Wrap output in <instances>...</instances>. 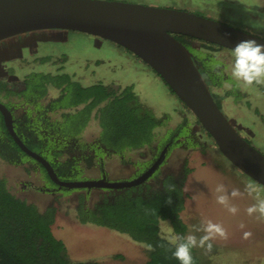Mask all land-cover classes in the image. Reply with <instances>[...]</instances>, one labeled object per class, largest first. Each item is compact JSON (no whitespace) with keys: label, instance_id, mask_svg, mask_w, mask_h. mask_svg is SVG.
I'll use <instances>...</instances> for the list:
<instances>
[{"label":"rangeland","instance_id":"1","mask_svg":"<svg viewBox=\"0 0 264 264\" xmlns=\"http://www.w3.org/2000/svg\"><path fill=\"white\" fill-rule=\"evenodd\" d=\"M116 1L186 10L264 38V0ZM40 31L12 38L13 48L0 55V78L16 90L23 87V79L31 71L67 72L80 80L82 85L95 82L115 88L132 85L139 99L156 115H169L167 125L156 129L157 138L188 118L199 143L190 147H172L167 153V160L156 168V175L149 179V183L157 186L156 180L168 173L185 176L186 197L180 213L186 225L183 235L194 234L199 239L204 233L196 232L194 228L206 220L221 224L227 231V239L218 237L211 241V251L193 248L201 264H264V220L247 214L246 209L256 200L244 191L246 184L255 183L260 197L264 198V186L239 170L220 152L212 136L158 73L127 48L100 36L76 30ZM194 42L197 48L213 55L219 69L225 73L226 79L221 85L210 86L220 100L221 109L236 129L246 136V140L264 154V85L246 87L232 79V49L206 47L198 39ZM57 93L55 88H51L47 99ZM6 100L0 97V101ZM100 130L98 121L91 119L80 136L83 140H90L98 136ZM150 150L151 145H146L127 151L123 156L108 157L105 160L108 178L127 180L141 174L145 168L137 165L138 161L149 159ZM136 165L139 167L136 168ZM42 175L40 167L29 161L16 165L0 160V177L7 180L14 194L29 201L38 200L35 192L39 190L35 187L45 183ZM84 176L99 178L101 172L93 167L87 169ZM29 181L33 187L24 185ZM219 184H223L228 192L238 189L243 193L230 199V204L238 209L236 214L216 202L215 190ZM104 194L98 188L86 192L79 189L56 191L44 201H38V206L56 207L59 220L53 224V231L66 243L71 259L90 260L97 264H146L148 250L145 244L133 240L126 233L93 223H81L77 217L74 218V207L81 203L93 207ZM241 225L244 227L241 228ZM160 231L167 239L177 234L168 220L160 222ZM245 232H251V237L245 239Z\"/></svg>","mask_w":264,"mask_h":264},{"label":"trees","instance_id":"2","mask_svg":"<svg viewBox=\"0 0 264 264\" xmlns=\"http://www.w3.org/2000/svg\"><path fill=\"white\" fill-rule=\"evenodd\" d=\"M176 37L193 39L186 35ZM201 41L206 47H223ZM191 49L208 85H221L226 79L225 73L219 69L213 55L197 47ZM51 88L58 93L47 99ZM213 96L221 108L220 100L215 93ZM0 97L7 99L3 103L12 114L13 128L21 141L47 159L63 180L88 179L90 177L84 176L85 171L96 166L101 170L99 178H107L105 159L112 155L123 156L127 151L152 145L156 140L150 150L153 161L161 157L163 151L166 155L172 147L199 143L188 118L157 138L156 129L167 125L169 115H156L139 99L132 85L121 88L101 82L82 85L67 72L31 71L25 75L19 90L0 79ZM91 119L98 121L100 133L90 140H83L80 133ZM0 160L16 165L29 161L39 166L45 180L43 185L35 187L39 191L73 190L59 187L50 179L44 166L21 149L9 132L1 111ZM150 164V158L138 161L145 169ZM184 181L185 176L168 173L157 186L143 182L126 188H109L93 207L82 203L76 207V217L81 223L112 228L145 244L148 250L146 264H180L172 256L174 246L160 231V222L170 221L179 235L186 230L180 216L186 197ZM24 185L33 187L30 181ZM169 185H174L175 190L168 191ZM169 196L171 204L166 203ZM56 218L55 206L39 208L34 202L14 194L7 180L0 177V264H97L70 258L66 243L53 231ZM149 245L153 250H149ZM191 252L194 264H201L194 249Z\"/></svg>","mask_w":264,"mask_h":264},{"label":"water","instance_id":"3","mask_svg":"<svg viewBox=\"0 0 264 264\" xmlns=\"http://www.w3.org/2000/svg\"><path fill=\"white\" fill-rule=\"evenodd\" d=\"M76 30L127 48L147 63L196 116L220 152L239 170L264 186V154L251 145L219 107L194 53L176 35H186L233 49L246 39L264 38L186 10L116 0H0V41L40 30ZM203 77V78H202ZM0 111L15 141L39 161L50 179L68 189L126 188L146 181L160 165L164 151L132 179H60L52 165L28 148L14 131L12 114Z\"/></svg>","mask_w":264,"mask_h":264},{"label":"clouds","instance_id":"4","mask_svg":"<svg viewBox=\"0 0 264 264\" xmlns=\"http://www.w3.org/2000/svg\"><path fill=\"white\" fill-rule=\"evenodd\" d=\"M233 62L231 65V77L239 82L242 86L250 87L253 84L264 85V43H259L254 39H246L238 42L232 49ZM203 78V77H202ZM175 186L169 185L168 191H174ZM216 202L224 205L227 210L236 214L238 209L230 204V199L237 198L243 195L238 189H233L228 192L223 184L216 187ZM244 191L248 196L253 197L256 203L249 206L246 211L249 216L256 215L258 219L264 220V198L259 195V189L255 183L245 185ZM166 203L171 204L172 200L169 196ZM244 225H241L243 228ZM194 231L203 232L204 235L199 239L194 234L179 235L173 234L168 239V242L174 246L172 256L180 262V264H194V259L191 250L196 247L205 248L206 251H211V241L216 238L227 239L228 233L225 228L211 220H206L200 226L195 227ZM244 238L251 237V232H245ZM149 250H153L152 246H148Z\"/></svg>","mask_w":264,"mask_h":264},{"label":"flooded vegetation","instance_id":"5","mask_svg":"<svg viewBox=\"0 0 264 264\" xmlns=\"http://www.w3.org/2000/svg\"><path fill=\"white\" fill-rule=\"evenodd\" d=\"M15 37V36H14ZM13 37H9V38H6V39H3V40H1L0 41V55H3V54H5V53H7V52H9V49L11 48H13V46H12V44H14V39H12ZM182 39V38H181ZM180 39V40H181ZM197 39L195 38H193V39H182L181 41L185 44V45H187L189 48H190V50L192 51V47H197V45H196V42H194V41H196ZM8 50V51H7ZM193 52V51H192ZM2 58H4V57H2ZM196 59V58H195ZM196 61L198 62V64H199V66L201 65L200 63H199V61L196 59ZM0 66H1V64H0ZM1 79V78H0ZM4 80V79H3ZM152 146V145H151ZM169 152V151H168ZM167 152V153H168ZM167 156H168V154H166L164 157H162V159H161V163L160 164H164L165 163V161L167 160ZM158 158H160V157H157V158H155L154 159V161H153V159L151 158V156H150V162H151V164L148 166V167H146V168H149ZM152 159V160H151ZM106 160V159H105ZM138 165V164H137ZM136 165V166H137ZM160 166V165H159ZM139 166H137L136 168H138ZM93 168V167H92ZM96 168H98V170L99 171H101L100 170V168L99 167H97L96 166ZM104 168H105V165H104ZM136 168L134 169V172H136L137 170H136ZM89 169H91V168H89ZM88 169V170H89ZM146 170V169H145ZM160 170V169H159ZM159 170L157 171V172H159ZM134 172H132L131 173V175L134 173ZM107 173V172H106ZM155 173V172H154ZM102 176V175H101ZM106 176H107V178H108V175L106 174ZM136 176H138V175H135V177ZM154 176H155V174H152L151 175V177H149L146 181H144V182H150L149 181V179H153L154 178ZM163 177V176H162ZM106 178V179H107ZM109 179V178H108ZM111 180H115V179H111ZM161 180V179H160ZM160 180H156V184H158L159 183V181ZM143 183V182H142ZM141 184V183H140ZM137 185H139V184H137ZM134 186H136V185H134ZM99 189H101L104 193L105 192H107V189L108 188H99ZM73 190H76V189H73ZM80 190V192H86V190H89V189H79ZM52 193H55V192H52Z\"/></svg>","mask_w":264,"mask_h":264},{"label":"crops","instance_id":"6","mask_svg":"<svg viewBox=\"0 0 264 264\" xmlns=\"http://www.w3.org/2000/svg\"><path fill=\"white\" fill-rule=\"evenodd\" d=\"M35 194H36V196L38 197V200H30V201H32V202H34L37 206L39 205L38 204V201H44V199H47L48 198V196L49 197H51L52 195L51 194H54V193H46V192H41V191H36L35 192ZM51 195V196H50ZM47 206H45L44 208H41V209H45ZM73 216H74V218L76 219V207H74V210H73ZM59 220V214H57V218H56V220H55V222H57L58 220ZM55 222H54V224H55Z\"/></svg>","mask_w":264,"mask_h":264},{"label":"bare ground","instance_id":"7","mask_svg":"<svg viewBox=\"0 0 264 264\" xmlns=\"http://www.w3.org/2000/svg\"><path fill=\"white\" fill-rule=\"evenodd\" d=\"M41 32V31H40Z\"/></svg>","mask_w":264,"mask_h":264}]
</instances>
